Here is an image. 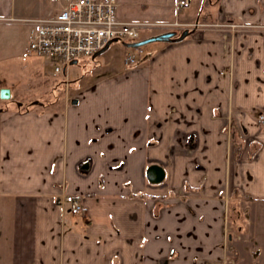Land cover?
I'll return each mask as SVG.
<instances>
[{
	"label": "crops",
	"instance_id": "obj_1",
	"mask_svg": "<svg viewBox=\"0 0 264 264\" xmlns=\"http://www.w3.org/2000/svg\"><path fill=\"white\" fill-rule=\"evenodd\" d=\"M193 3L183 40L134 66L125 48L88 81L73 69L76 90L0 111V264H223L230 207L235 264H264V0H218L207 20ZM13 11L0 0V26ZM228 124L255 146L230 145Z\"/></svg>",
	"mask_w": 264,
	"mask_h": 264
},
{
	"label": "rangeland",
	"instance_id": "obj_2",
	"mask_svg": "<svg viewBox=\"0 0 264 264\" xmlns=\"http://www.w3.org/2000/svg\"><path fill=\"white\" fill-rule=\"evenodd\" d=\"M217 2L218 0H205L199 20L212 19L215 15L218 17L220 5ZM118 3V17L120 19L146 22L149 24L182 21L188 15L193 14L195 7L193 0L189 8H182L177 11L175 10V4L172 6L173 0H118ZM12 5L15 19L10 24L7 23L3 27L0 26V57L2 55L4 57L15 56L3 60L4 62L0 63V89H8L10 92L8 99H0V111L3 109L17 108L21 104H27L34 96L41 97L40 101H44L47 98L54 100L64 95L65 92L76 90L73 85L70 87V82L68 84L69 87H67L68 89L66 86H63L61 78L53 73L48 60L30 53L28 50L29 30L31 31V29L24 20L26 18L30 19L45 15L49 10L57 7V5L53 4L50 0H12ZM157 27L150 25V28L144 29L141 32L140 38L167 31L165 28L161 29ZM153 44L155 43L146 44L140 47L139 50L145 54ZM124 50L126 49L120 42H114L105 52L94 59L91 57L80 59L78 64L69 68L67 72L69 81L70 79L75 80L77 78L72 76L73 69L81 72L80 76L83 77V81H88L90 71L95 66H105L106 64L107 66H111L115 65L114 63L117 64L122 56H124ZM129 50L137 54L139 51L137 48ZM26 54L29 56L24 58L23 55ZM34 68L38 70L35 74L33 72ZM39 81L41 82L40 84H38ZM42 81H45V83H42ZM231 198L229 202L232 200L231 203H234L236 199ZM229 211L228 215L231 217V212ZM225 221L230 223V229L233 231L236 228H242L241 224L234 223V221L230 222L228 217L225 218Z\"/></svg>",
	"mask_w": 264,
	"mask_h": 264
},
{
	"label": "built area",
	"instance_id": "obj_3",
	"mask_svg": "<svg viewBox=\"0 0 264 264\" xmlns=\"http://www.w3.org/2000/svg\"><path fill=\"white\" fill-rule=\"evenodd\" d=\"M57 7L45 15L25 19L30 26L28 50L30 53L48 60L53 73L61 78L63 86H68V70L72 62L89 58L106 44L117 38L120 43L140 40L141 32L155 25L165 30H183L196 24L172 23L149 24L140 21H126L118 17V0H50ZM189 0H176L175 10L188 8ZM152 27V26H151ZM157 27V28H158ZM237 25H229L230 30ZM139 50V49H138ZM132 50L126 54V66L140 63V55ZM68 89V88H67ZM264 125V112L258 116ZM230 125L227 126V132ZM229 137V135H228ZM56 203L73 216H83L85 208L82 199L71 194L57 197Z\"/></svg>",
	"mask_w": 264,
	"mask_h": 264
},
{
	"label": "water",
	"instance_id": "obj_4",
	"mask_svg": "<svg viewBox=\"0 0 264 264\" xmlns=\"http://www.w3.org/2000/svg\"><path fill=\"white\" fill-rule=\"evenodd\" d=\"M193 31H188V30H184L182 31L179 35H177V32H165V33H161L158 34L156 36H152L140 41H136V42H131V43H121L122 46H124L125 48H129V49H135V48H140L146 44L149 43H156V42H162V43H169V42H176V41H180L183 40L184 38L188 37ZM114 42H118V39L115 38L111 41H109L106 46L104 48H102L100 51H98L97 53H95L92 58L94 59L95 57L101 55L103 52H105L108 47L114 43ZM72 65H76L77 62L73 61L71 63ZM10 97V92L8 89H0V99H8ZM77 101L73 100L72 104H76ZM147 177L150 181L152 182H159L162 178H163V171L160 167L157 166H153L151 168L148 169L147 171Z\"/></svg>",
	"mask_w": 264,
	"mask_h": 264
},
{
	"label": "flooded vegetation",
	"instance_id": "obj_5",
	"mask_svg": "<svg viewBox=\"0 0 264 264\" xmlns=\"http://www.w3.org/2000/svg\"><path fill=\"white\" fill-rule=\"evenodd\" d=\"M194 24H196L194 27H191V28H188V29H185V30L193 31L195 29V27H197L198 23L196 22ZM230 25H233V24H230ZM262 112H264V111H262ZM259 124L261 125L262 128H264V125H262L261 123H259ZM227 134L229 135L228 142L232 146L233 145L242 146V143H244L245 145H247V144L251 145L252 144V146H255V142H253L252 140H246V139H242L241 138L238 141L237 140L238 138H234V135L237 134V131H236V129H235V127L233 125L230 126V130H229V132H227ZM231 142H233V143L231 144ZM255 149H256V147H255ZM255 149L250 152L251 155L254 154ZM226 199L227 198H225V200ZM227 213H228V211L226 210V213H225L226 218H227ZM241 230H242V228H236L235 231L231 230L230 229V223H227L225 221V224H224V232H225L224 238L225 239H224V246H223V255L224 256H223V260H222L223 264H235L236 263L234 257H232V254H231V253H235V251H233V250H232V252L230 251L231 250L230 242L232 240H235V241L241 240V238H242L241 237V233H242Z\"/></svg>",
	"mask_w": 264,
	"mask_h": 264
},
{
	"label": "trees",
	"instance_id": "obj_6",
	"mask_svg": "<svg viewBox=\"0 0 264 264\" xmlns=\"http://www.w3.org/2000/svg\"><path fill=\"white\" fill-rule=\"evenodd\" d=\"M237 146V145H236ZM238 147V146H237ZM251 155V154H250Z\"/></svg>",
	"mask_w": 264,
	"mask_h": 264
}]
</instances>
